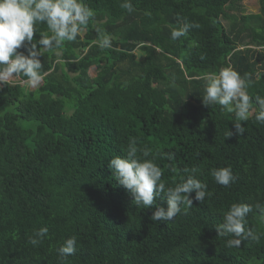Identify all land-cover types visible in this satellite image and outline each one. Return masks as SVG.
Listing matches in <instances>:
<instances>
[{"label": "trees", "instance_id": "trees-1", "mask_svg": "<svg viewBox=\"0 0 264 264\" xmlns=\"http://www.w3.org/2000/svg\"><path fill=\"white\" fill-rule=\"evenodd\" d=\"M239 1L131 0L128 13L122 0H84L94 19L43 54L40 85L28 90L22 76L0 84V264H60L57 249L71 236L77 250L66 264H264L255 209L246 227L258 242L229 248L215 228L232 203L264 204V125L254 119L255 96H264V0L258 13ZM178 19L200 27L172 40ZM36 29L35 40L49 34L46 24ZM104 31L114 39L102 50ZM225 66L250 76L253 103L245 133L227 138L234 114L201 99L204 76ZM132 138L166 186L197 167L210 195L181 205L172 221H152L155 206H135L107 167ZM226 166L236 177L229 187L210 174ZM40 227L48 235L33 247L28 237Z\"/></svg>", "mask_w": 264, "mask_h": 264}, {"label": "clouds", "instance_id": "clouds-1", "mask_svg": "<svg viewBox=\"0 0 264 264\" xmlns=\"http://www.w3.org/2000/svg\"><path fill=\"white\" fill-rule=\"evenodd\" d=\"M120 7L128 13L134 11L131 0H122ZM95 15V11L84 0H0V84L22 76L26 78L23 81L26 86L38 87L44 79V73L41 72L43 54L56 52L66 42L76 41ZM41 23L46 24L49 34L40 33V38L35 40L36 25ZM169 27L171 39L179 40L190 29L199 28L200 25L187 20L180 23L178 19L177 26ZM96 31L100 33L101 29L97 27ZM113 39L104 31L98 41L99 48H111ZM172 80H175L174 76ZM251 83L248 74L242 76L231 66L221 67L204 76L202 103L207 107L219 106L222 111L234 114L233 130H228L225 138L245 133L241 122L248 121L253 111L252 97L248 92ZM255 101L257 110L254 119L264 125V96H255ZM149 155V150L138 148L137 139L132 138L128 142L126 155L111 158L107 167L119 185L129 192L135 206L144 209L155 206L152 221H172L181 214V205L191 208L193 200L201 203L210 195L207 184L197 178V167L184 168V178L175 186H166L162 181L161 168L154 159L148 158ZM159 155L169 161L175 157L173 152ZM210 174L218 185L224 187H229L236 179L230 166L213 168ZM157 197L166 200V208L157 205ZM254 209L261 222H264V204L260 202L254 205L232 203L224 211L222 222L215 228L218 236L231 237L226 241L227 247L239 248L242 241L249 239L259 241L260 236L246 227L247 217ZM47 235L48 228L40 227L28 237V243L33 247L38 246ZM76 250L77 238H66L57 249L60 264H66L67 258L74 255Z\"/></svg>", "mask_w": 264, "mask_h": 264}, {"label": "rangeland", "instance_id": "rangeland-1", "mask_svg": "<svg viewBox=\"0 0 264 264\" xmlns=\"http://www.w3.org/2000/svg\"><path fill=\"white\" fill-rule=\"evenodd\" d=\"M239 3H240V5L242 6V8L244 9V11L246 13H258V11H259L258 0H240ZM255 49L256 50H260V48H255ZM136 54L139 57V59H142L141 54L138 51H136ZM89 74L91 76H93L94 75V70L91 69L89 71ZM8 82L15 83V80L12 79V80H9ZM36 88L37 87L33 88V87H29L28 86V90H31V91L35 90ZM0 110H2V109H0Z\"/></svg>", "mask_w": 264, "mask_h": 264}]
</instances>
